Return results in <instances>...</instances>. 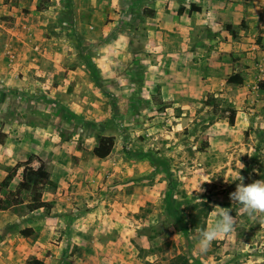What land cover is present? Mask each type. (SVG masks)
<instances>
[{"label":"rangeland","instance_id":"obj_1","mask_svg":"<svg viewBox=\"0 0 264 264\" xmlns=\"http://www.w3.org/2000/svg\"><path fill=\"white\" fill-rule=\"evenodd\" d=\"M1 1L0 182L32 155L55 182L42 189L48 212L25 213L22 169L2 191L0 264H264V221L229 198L239 171L245 186L264 179V41L261 74L226 82L247 58L245 19L210 18L218 0L190 13L183 0L182 27L176 0ZM96 134L114 138L105 159L91 155ZM212 206L230 208L235 230L200 252Z\"/></svg>","mask_w":264,"mask_h":264},{"label":"trees","instance_id":"obj_2","mask_svg":"<svg viewBox=\"0 0 264 264\" xmlns=\"http://www.w3.org/2000/svg\"><path fill=\"white\" fill-rule=\"evenodd\" d=\"M40 1V0H39ZM190 12H198L200 11L199 7L195 6L194 4H190ZM184 9L179 8L178 13H181ZM148 15H152L153 11L148 9L145 11ZM224 30L229 33L231 37H236L235 32L232 29V26L229 24H225L223 26ZM226 82L228 84H235V85H241L242 84V78L239 76V74L230 75ZM258 88L264 90V82L258 83ZM227 121L232 126L234 124V118L236 112L232 109L227 111ZM3 137L4 135L0 132V144L3 143ZM95 145L91 150V155L94 156L97 159H105L112 151V148L114 146V138L111 136H104L100 134H96L95 137ZM36 160L38 162V167L36 169H33L30 166V163ZM21 170L20 180L17 183L15 192L17 194H21V192H25L29 196V201L27 205H25V213H30L37 210H44V211H50L52 209V204L48 201L42 200V189L47 186L51 185L52 182L49 179V173L45 169V164L42 162L37 156L32 155L29 156V158L23 162H17L14 166L8 167L6 170V175L3 177V179L0 182V210H4V200L1 198V193L3 190H6L13 178L16 176L18 170ZM174 218H178L177 214L174 215ZM179 224L182 228H186V225L183 221V219L178 218ZM185 231V229H182ZM30 229H23L20 231V235L23 237H28L31 234ZM27 264H45L41 260L38 259H31L27 262Z\"/></svg>","mask_w":264,"mask_h":264},{"label":"crops","instance_id":"obj_3","mask_svg":"<svg viewBox=\"0 0 264 264\" xmlns=\"http://www.w3.org/2000/svg\"><path fill=\"white\" fill-rule=\"evenodd\" d=\"M80 1H82L83 2V0H79V3H80ZM86 1H88V0H86ZM94 2H96L95 0H93ZM177 2H179V4H177V5H173V11H175V16H176V18L174 19V21H176V19H178V21H180V22H178L179 24H180V27H182L181 25H182V21H186V19H188L189 17H191V16H189L190 14H188L187 12H186V9H184V12L183 13H186L185 15L182 13L181 15H179V17L176 15V13H177V10H178V8H179V6H181V7H185V8H187V6H185V3L184 4H181V2L183 1V0H176ZM189 3H191V4H193L194 3V1H192V0H187ZM211 1V0H210ZM0 2H2L1 0H0ZM35 2H37V0H32V4H35ZM83 4L84 3H81L79 6L80 7H82L83 6ZM251 5H253L252 6V8H253V10H251V9H249L248 10V8H250L251 7ZM254 5H256V6H259V7H256V6H254ZM1 7H3V6H1V4H0V8ZM33 8H34V5L32 6ZM146 8H147V6H145ZM144 7V8H145ZM264 8V0H218V1H211V6H210V10H208L209 11V13H210V18H215V17H220L221 18V20L222 21H226V20H229L231 17H232V15H233V17H232V20H231V22H230V24L232 23V24H235L236 22H238L237 20H235L234 19V17L236 16L238 19H242V18H244L245 19V21H246V23H247V25L248 26H250V28L252 29L251 31H252V33L249 35V38L248 39H241L240 38V40H242L244 43H242V42H238V43H236L237 44V50L238 51H245V50H248V52H247V58H243V55H241V54H238L237 56H239V57H242V59L239 61L240 63H238V62H236V65H237V67H236V74H239V76H241V75H243L242 73H246V72H248V73H250V72H252V68L254 67V69H255V67H257L258 68V72H260V74H261V70L259 69V65L262 63H255V60H254V58H256V60L258 59V61L260 62V57L261 56H263V55H261V53L259 54V51H258V47H257V43L256 42H259L260 40H262V41H264V33L263 34H261L262 36H263V38H260V39H256V38H254V39H252V37L253 36H255V35H257V33L255 32V28L257 27H260V28H262L263 30H264V12L263 11H261V8ZM148 8H149V6H148ZM150 10H152L153 11V14H152V16H154V12H155V9H151V8H149ZM219 9L221 10V12L219 11ZM253 11V12H252ZM192 18H193V16H192ZM239 20V21H240ZM177 22V21H176ZM227 22V21H226ZM255 27V28H254ZM185 29H187V28H184V29H181V33L182 32H184L185 31ZM227 33V32H226ZM259 38V37H258ZM256 41V42H255ZM257 45H256V44ZM240 49V50H239ZM260 67H262V69H263V71H264V65L262 66V65H260ZM238 69H239V72H238ZM253 73H254V75H252V79L254 80V79H258L259 80V78H261L262 76L264 77V74H261L260 75V77H259V75H258V73H257V71L256 70H254L253 71ZM244 79H248V81L246 82L245 80H244V84H250V85H253V83L251 84V83H249L252 79L251 78H244ZM252 80V82H254ZM264 80V79H263ZM246 82V83H245ZM25 136H27L28 135V133H25L24 134ZM32 143V141H27L25 144H31ZM21 144H24V143H21ZM24 146V147H23ZM18 147H19V145H17V148L16 149H18ZM22 148H26L25 147V145H22L21 146V149ZM14 150H15V147H14ZM23 150H25V149H22V151ZM24 153V152H23ZM23 155H25V153L24 154H22V155H20V157H17V160L19 161V160H23L24 158L23 157H21V156H23ZM21 162V161H20ZM23 162V161H22ZM49 173V172H48ZM17 175H19L18 174V172H17V174H16V176ZM15 176V177H16ZM49 179H50V181L53 183V182H55V181H53L52 179H51V176H50V174H49ZM13 182V181H12ZM60 180L58 181V185L60 184ZM45 190H47L48 191V189H46V188H44ZM45 195V194H44ZM43 200V199H42ZM25 217V216H24ZM46 264V263H45Z\"/></svg>","mask_w":264,"mask_h":264},{"label":"clouds","instance_id":"obj_4","mask_svg":"<svg viewBox=\"0 0 264 264\" xmlns=\"http://www.w3.org/2000/svg\"><path fill=\"white\" fill-rule=\"evenodd\" d=\"M244 165L239 162V169L242 170ZM237 173L236 180L240 183L236 185L235 191L229 194L233 204H239V211L246 214L252 220L260 219L264 221V179L256 180L247 186L243 182V177ZM197 185L196 191L200 193L203 189ZM201 203L204 201L197 199ZM230 208L220 206H212L211 216L214 218L211 225L205 229H197L198 243L197 247L200 252H205L211 246L212 242L218 238L225 237L235 230V217L230 215Z\"/></svg>","mask_w":264,"mask_h":264}]
</instances>
